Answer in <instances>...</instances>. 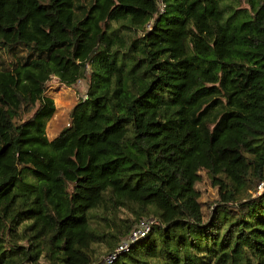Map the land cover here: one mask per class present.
<instances>
[{
  "label": "trees",
  "instance_id": "16d2710c",
  "mask_svg": "<svg viewBox=\"0 0 264 264\" xmlns=\"http://www.w3.org/2000/svg\"><path fill=\"white\" fill-rule=\"evenodd\" d=\"M246 1L0 0V264H264V0ZM53 76L89 83L51 137Z\"/></svg>",
  "mask_w": 264,
  "mask_h": 264
},
{
  "label": "rangeland",
  "instance_id": "374dc122",
  "mask_svg": "<svg viewBox=\"0 0 264 264\" xmlns=\"http://www.w3.org/2000/svg\"><path fill=\"white\" fill-rule=\"evenodd\" d=\"M241 2L242 6L249 7V3L246 0H241ZM161 7L163 8V5H161ZM88 83L89 78L80 79L77 83L70 86L62 83L55 76L50 80L48 93L54 96L57 105V112L49 120L47 126V132L51 137L59 133L58 128L53 129L56 120L61 122V127L67 125L69 121V113L78 99L85 95ZM197 187L200 190V199L204 204V208L208 210L218 197V188L213 185L211 178L207 175L204 176L203 180L197 185Z\"/></svg>",
  "mask_w": 264,
  "mask_h": 264
},
{
  "label": "built area",
  "instance_id": "2783aa9c",
  "mask_svg": "<svg viewBox=\"0 0 264 264\" xmlns=\"http://www.w3.org/2000/svg\"><path fill=\"white\" fill-rule=\"evenodd\" d=\"M85 96V95H84ZM69 124V122L67 123ZM262 186V185H261ZM158 220L154 218H144L142 219L131 231L129 239L123 241L114 252L110 253L105 257L107 262H111L118 254L119 251L129 247L131 241H135L138 238L144 237L152 229L153 225L156 224Z\"/></svg>",
  "mask_w": 264,
  "mask_h": 264
},
{
  "label": "crops",
  "instance_id": "0c3cea01",
  "mask_svg": "<svg viewBox=\"0 0 264 264\" xmlns=\"http://www.w3.org/2000/svg\"><path fill=\"white\" fill-rule=\"evenodd\" d=\"M57 112V111H56ZM55 118H56V116H55ZM55 121V120H54ZM61 125V122L60 121H55L54 122V125H53V129H56V128H58L59 129V132L61 131V129L64 127V126H60ZM48 126V125H47ZM47 131H48V127H47ZM48 133V132H47ZM49 134V133H48ZM50 135V134H49ZM51 136V135H50Z\"/></svg>",
  "mask_w": 264,
  "mask_h": 264
}]
</instances>
